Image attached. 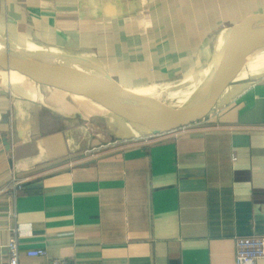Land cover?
<instances>
[{
    "label": "crops",
    "instance_id": "0c3cea01",
    "mask_svg": "<svg viewBox=\"0 0 264 264\" xmlns=\"http://www.w3.org/2000/svg\"><path fill=\"white\" fill-rule=\"evenodd\" d=\"M249 22L264 25V0H0L7 38L84 55L134 94L200 80L229 28ZM238 73L190 125L105 138L42 79L0 62V264L16 232L20 264H235L237 237L264 236V76Z\"/></svg>",
    "mask_w": 264,
    "mask_h": 264
},
{
    "label": "water",
    "instance_id": "95a60500",
    "mask_svg": "<svg viewBox=\"0 0 264 264\" xmlns=\"http://www.w3.org/2000/svg\"><path fill=\"white\" fill-rule=\"evenodd\" d=\"M257 47H264V25L249 22L229 28L218 49L209 82L202 92L184 107L167 111L170 114L165 116H160L161 110L157 112L146 109L158 114L154 120L134 114L129 104L137 102V96L129 90L125 91L100 63L96 64V67H90L71 63L61 54L23 53L9 40L0 41V62L32 74L43 81L66 80L105 94L124 124L125 135L129 138H139L166 134L194 123L209 108L218 90L228 81L231 73L238 70L239 63L241 61L243 63L244 55ZM77 59L84 60L80 57Z\"/></svg>",
    "mask_w": 264,
    "mask_h": 264
},
{
    "label": "rangeland",
    "instance_id": "374dc122",
    "mask_svg": "<svg viewBox=\"0 0 264 264\" xmlns=\"http://www.w3.org/2000/svg\"><path fill=\"white\" fill-rule=\"evenodd\" d=\"M0 39L2 41H11L15 44L18 49L21 50H38L37 48H30L27 45L25 46L23 43L15 42L20 39L10 40L9 38H7L6 34L0 33ZM249 55L250 54L248 53L245 54L243 63L242 61L239 63L238 75H242V78L243 76L250 78L264 76V62L253 61L252 58L249 57ZM216 56L217 55L215 54L213 65L215 64ZM64 57L68 58L66 60L71 63H78L90 67L97 66L90 60L86 61V59H77V56H70L65 54ZM211 71H206L200 80L191 78L190 81L183 84L182 81L178 82L176 85L179 86L169 90L162 91V88H160V91L158 90L159 92L155 93L154 95L138 94L136 92V94H134L132 92L138 98V100H136L137 102L135 103H137L141 108L144 109H153L157 112L158 110H161V112L159 111V113H161L160 116L168 115L170 114V112L167 111H173L184 107L185 105L193 101L202 92V90L209 82ZM43 84L44 87H46V91L48 92V94H52L53 96H59L62 101L69 103L70 107L72 106L76 110V113L82 114L86 118V120L90 121L91 123H97L96 126L99 128L98 131L101 133L102 137L111 138L115 134L125 135L124 124L119 118L113 106L108 105L106 108L108 112H102L100 114H97L96 111L93 110V105H91V103L87 104L88 96L85 95L83 92H80L81 90L77 88L81 85L68 81V88L70 91H72V93H70L69 91H66L67 87L62 82H58L52 79H45Z\"/></svg>",
    "mask_w": 264,
    "mask_h": 264
},
{
    "label": "built area",
    "instance_id": "2783aa9c",
    "mask_svg": "<svg viewBox=\"0 0 264 264\" xmlns=\"http://www.w3.org/2000/svg\"><path fill=\"white\" fill-rule=\"evenodd\" d=\"M23 188V181L14 177L8 191L12 196H16ZM6 248L8 259L5 264H20L21 242L17 232L9 240ZM27 255L30 257H45L48 254L45 248H35L27 250ZM260 261H264V236L237 237L235 264H260ZM50 264H71V262L66 258H51Z\"/></svg>",
    "mask_w": 264,
    "mask_h": 264
},
{
    "label": "bare ground",
    "instance_id": "6f19581e",
    "mask_svg": "<svg viewBox=\"0 0 264 264\" xmlns=\"http://www.w3.org/2000/svg\"><path fill=\"white\" fill-rule=\"evenodd\" d=\"M1 41V40H0ZM1 42H4V41H1ZM17 48V47H16ZM17 50L23 52V53H27V54H58L60 55V51L57 50V49H47V50H36V51H25V50H21V49H18ZM250 54L254 55V56H257V57H260V58H263L264 57V47H257V48H254L252 49L250 52ZM79 57H83L85 58L86 56L84 55H79ZM87 58V57H86ZM82 86V85H81ZM79 87V90L80 92H83L85 94H87V92L89 93V95L93 98H91L94 102H96L97 106H98V113H102V112H108V110L106 109L108 105H111V101L109 99L108 96H106L105 94L101 93V92H97V91H94V90H91V89H88L86 87L85 91L83 87ZM112 106V105H111ZM111 110V109H110ZM148 120H154V119H148Z\"/></svg>",
    "mask_w": 264,
    "mask_h": 264
}]
</instances>
